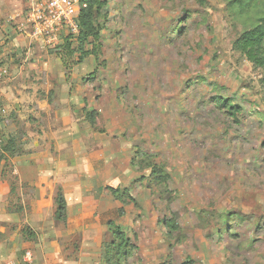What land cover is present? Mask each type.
<instances>
[{"label": "rangeland", "instance_id": "1", "mask_svg": "<svg viewBox=\"0 0 264 264\" xmlns=\"http://www.w3.org/2000/svg\"><path fill=\"white\" fill-rule=\"evenodd\" d=\"M105 1L97 59L76 63L75 56L65 65L41 47L50 97L68 90L74 99L63 109L73 115L65 117L79 122L65 123L54 155L69 166H104L106 187L129 191L133 201L124 205L102 191L112 198L113 222L138 248L125 264H264V70L234 48L264 16V0ZM220 101L239 112L231 115ZM1 104L0 98V112ZM84 107L92 120L83 117ZM10 114H0V125L12 122L17 132L11 138L22 146L24 125ZM78 136L93 158L83 159ZM54 144H48L52 152ZM74 147L79 156L68 158ZM9 157L0 154V182L7 186L17 182ZM149 163L164 166L165 180L157 183ZM39 182L42 188L48 183ZM16 195L5 198L7 207ZM40 213L33 215L37 228L0 221V264L18 261L28 249L36 262L59 264L81 249L83 264L105 262L104 246L112 241L107 229L97 250V239H67L66 225L47 224L49 213ZM165 220L178 229L167 235ZM25 229L37 236L35 243Z\"/></svg>", "mask_w": 264, "mask_h": 264}, {"label": "crops", "instance_id": "2", "mask_svg": "<svg viewBox=\"0 0 264 264\" xmlns=\"http://www.w3.org/2000/svg\"><path fill=\"white\" fill-rule=\"evenodd\" d=\"M24 2L26 1L0 0V64L4 63L7 69L6 76L0 81V98L3 106L0 114L6 118L9 113L10 115L14 113L16 119L21 120L25 130L21 134L23 145H17L26 152L23 156L9 157L14 166L12 175L17 182L9 186L0 182V221H18L23 225L31 224L37 228L38 226L33 225V218L42 217L44 213L40 212L46 210L49 213L44 217L46 223L48 224L49 220L51 223L55 222L54 199L57 190L61 189L66 202V230L62 234L66 235L67 239L95 238L97 239L95 248L98 250L99 240L105 235L107 223L115 220L109 208L113 205L112 198L102 194L106 185L111 183H107L109 177L104 171L106 168L104 166L99 168L89 165L69 166L62 160V155L59 157L54 155L61 151L65 123L74 126L79 122H73L70 118L73 115L70 108L63 109L65 101L70 103L74 99L69 97L68 90L62 92L61 87L56 90V98L50 97L49 86L45 80L48 77L45 70L49 63L48 57L46 53L41 56L43 43L27 31L28 24H24L23 17ZM28 3L30 4V0ZM12 25L17 27L13 28ZM1 129L5 141L15 139L11 137H14L17 128L12 122L6 120L0 125V131ZM52 142L55 143L53 152L48 149V144L51 145ZM75 142L85 153V156L82 155L84 160L93 158L94 151L85 150L84 145L80 143V136ZM77 149L74 147L68 158H77L80 153L76 151ZM42 160L44 164L48 161L49 165H44ZM45 180L48 183L42 188L39 181ZM11 193L17 194L16 202L13 205L9 203L8 207L11 206L12 209L7 212L5 198ZM20 206L21 212L18 210ZM28 208L33 209L27 212ZM81 250L69 259L62 258L59 264H83ZM34 261L35 264H49L42 257H38L36 262L35 254Z\"/></svg>", "mask_w": 264, "mask_h": 264}, {"label": "trees", "instance_id": "3", "mask_svg": "<svg viewBox=\"0 0 264 264\" xmlns=\"http://www.w3.org/2000/svg\"><path fill=\"white\" fill-rule=\"evenodd\" d=\"M81 4H85L86 8L82 9L78 18V34L76 36L67 35L62 37L61 43L55 48L50 49L51 54L58 58L61 63L65 65L68 60L74 59L76 56V63H82L87 57L98 56L96 43L101 40V32L106 28L105 24L99 22L102 6L105 5V0H79ZM87 47V49H86ZM234 48L247 61H249L255 68L264 70V16L258 19V22L252 29L245 31L234 43ZM66 78L69 74L66 73ZM261 87L263 91L264 102V78L261 80ZM223 109L235 110L239 112L237 107L229 106L225 101H220ZM83 117L86 120H92L93 111L89 112L86 108L82 109ZM232 115V113H231ZM3 151H6L10 157H19L26 155V152L19 147L14 140H8L5 143ZM141 161V160H140ZM134 166V161L131 163ZM151 168V176L157 177V183L165 180V169L161 164H147ZM165 172V173H164ZM106 191L112 196L114 200L121 202L123 205L132 202L133 199L128 195V190H121L118 188L105 187ZM125 196L127 199H125ZM55 212L54 221L66 225V202L61 189L57 190L55 195ZM123 213L122 211L120 212ZM168 230L167 235L171 234L172 230L178 229L177 226L169 220L163 223ZM107 230L112 237V241L104 246L103 261L105 264H125L128 258L134 257L138 251L137 246L130 243L123 229L113 221L107 223ZM24 235L28 242L35 243L37 236L31 229H25ZM188 264V263H187Z\"/></svg>", "mask_w": 264, "mask_h": 264}, {"label": "built area", "instance_id": "4", "mask_svg": "<svg viewBox=\"0 0 264 264\" xmlns=\"http://www.w3.org/2000/svg\"><path fill=\"white\" fill-rule=\"evenodd\" d=\"M25 20L31 29V34L49 49L61 43L62 34L76 36L78 34V18L82 9L86 8L79 0H30ZM66 35V36H67ZM6 71L0 64V81ZM5 146L0 131V154ZM5 264H35L33 252L26 250L18 261Z\"/></svg>", "mask_w": 264, "mask_h": 264}]
</instances>
